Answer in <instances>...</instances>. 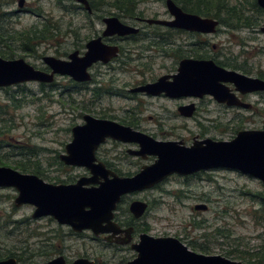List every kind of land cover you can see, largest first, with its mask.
Segmentation results:
<instances>
[{
    "label": "rangeland",
    "instance_id": "rangeland-1",
    "mask_svg": "<svg viewBox=\"0 0 264 264\" xmlns=\"http://www.w3.org/2000/svg\"><path fill=\"white\" fill-rule=\"evenodd\" d=\"M26 1L30 11L13 13L20 9L18 0H0V55L6 59L22 57L43 70L49 69L44 55L69 59L68 54L75 49L85 52L88 39L101 34L105 28L103 17L116 15L125 23H134L113 4L108 5L110 0H104L107 4L92 16L80 11L67 12L74 0ZM252 1L227 2L236 11L232 15L234 20L248 19L250 26L234 22V27L222 23L217 32L211 34L171 32L169 39L173 45L166 48L158 34L168 30L143 23L140 26L146 34L115 38L121 44L120 58L89 68L93 79L87 83L78 84L68 75L56 74L49 84L29 81L0 86V158L12 168L20 162L31 168L37 166L42 173L40 176L48 182H75L88 175L89 169L65 165L60 154L66 152V144L73 138V126L82 123L86 113L106 115L118 121L133 119L141 130L158 139H182L187 145L192 144L194 136L230 140L238 129H264V92L247 96V101L260 110L256 117L243 108L220 104L210 95L203 99L186 97L181 101L195 102L198 106L197 113L185 117L178 112L175 100L130 92L132 87L154 81L163 74L176 73L179 56L211 57L218 62L236 63L240 69L220 64L260 77L264 73V32L261 30L264 10L255 9ZM135 2L139 14L171 18L162 1ZM224 12L227 11H223V18L232 19ZM54 23H58L60 29L53 30ZM36 28H49L57 36L31 47L37 39L29 41L25 33ZM190 42L198 44L188 46ZM202 42L207 44L203 46ZM162 47L171 54L163 52ZM111 145L109 142L99 150L98 156L104 159L106 148ZM155 159L152 155L141 161L130 157L133 164L120 168L136 171ZM17 194L15 188L0 187V255L8 257L12 252L16 258H24L21 263H32L47 261L64 251L69 259L86 253L102 260L100 243L87 236L72 235L68 226L58 224L50 216L33 218L35 207L31 204L16 206ZM259 194H264V185L259 179L238 170L215 168L190 176L173 174L158 186L132 194L126 202L129 204L137 198L149 204L141 221L146 223L151 235L176 236L197 252L220 254L233 260L239 259L227 256L228 252L244 251L263 259L264 264V218L255 212L261 207ZM199 203H206L209 208L206 211L195 209ZM197 223L201 226H195ZM47 250L52 253L38 254Z\"/></svg>",
    "mask_w": 264,
    "mask_h": 264
},
{
    "label": "water",
    "instance_id": "water-1",
    "mask_svg": "<svg viewBox=\"0 0 264 264\" xmlns=\"http://www.w3.org/2000/svg\"><path fill=\"white\" fill-rule=\"evenodd\" d=\"M85 3L91 10L88 0ZM264 10V0H257ZM20 6L24 0H20ZM167 9L172 19L148 17L150 24L166 25L200 33H215L220 25L218 18L202 16L185 11L174 0H167ZM107 27L104 35H127L137 33L136 26L123 23L118 16L104 18ZM264 32V21L261 27ZM119 53L118 45H107L98 37L87 43L83 55L73 51L70 59L45 55V63L51 71L36 68L24 58L6 59L0 55V86L7 87L29 81L52 83L56 74L69 75L79 82L92 79L89 68L97 61L108 62ZM227 83H232L242 93L264 91V79L249 76L234 69H228L213 59L184 58L174 74H165L155 82H149L132 89L151 95L164 93L169 97L212 95L219 102L249 107L233 92ZM184 114L191 116L194 104L181 107ZM85 123L72 128L73 138L66 145V152L60 159L67 165L84 166L91 177H80L73 183L48 182L35 173L21 172L10 166L0 165V187H12L18 192L14 199L16 206L31 204L35 207L34 218L52 216L61 224H68L76 231L92 229L95 233L116 231L112 222L114 211L123 195L149 189L161 183L172 174L192 175L215 168L238 170L259 179L264 185V129H243L230 140L195 138L191 145L184 140H159L153 136L121 124L112 119L85 115ZM113 138L136 142L140 149L134 153L157 159L144 165L132 176H119L97 162L98 146ZM105 178L98 181L97 177ZM207 209V204L195 205ZM131 208L136 216L143 215L148 203L134 200ZM104 223H107L104 225ZM138 255L127 264H250L233 260L220 254H204L190 249L174 236L141 235L136 246ZM0 264H67L63 256L48 261L21 263L15 257L0 259ZM72 264H91L80 258Z\"/></svg>",
    "mask_w": 264,
    "mask_h": 264
},
{
    "label": "flooded vegetation",
    "instance_id": "flooded-vegetation-1",
    "mask_svg": "<svg viewBox=\"0 0 264 264\" xmlns=\"http://www.w3.org/2000/svg\"><path fill=\"white\" fill-rule=\"evenodd\" d=\"M74 1H75L74 2V5L72 7H67L68 8L67 9V12H73L74 11V12H77L78 13L80 11L84 15H86V13H87L89 16H92V15H94V13H96V11H98L100 9V7L98 5L96 6V1L92 2V0H88L91 10L87 9L85 3L80 2V1H77V0H74ZM158 1L164 2L166 4V7H167V0H158ZM174 1H175L176 4H178L176 0H174ZM19 3H20V0H18V6L20 7V9L16 10L13 13L22 12V11H30L27 8V1L26 0H24V5L23 6H20ZM257 4H258V2H257ZM178 5L181 6L180 4H178ZM110 16H116V15H110ZM105 17H108V16H105ZM105 17L102 18L103 19V22H104V18ZM147 18L148 17H146L144 15L143 16L138 15V16L132 18L134 20V23L133 24H129V25L136 26L140 30L137 33H131V34H127V35H118V34L109 35V36L108 35H104V31L106 30V27H107L106 23L104 22L105 28L103 29L102 33L101 34H98V35H94L93 37H91L90 39H88V41L86 42V44H85L86 50H87V43L90 40L95 39V38H98V37H101L102 38V42L105 43V44H107V45H118L119 46V53L116 56L112 57L108 62H104V61L100 60V61H97L96 63H94L93 65L98 64V63L107 64V63H109V62H111L113 60H118L120 58V56H121V50H122V48H121V44H118L117 43L118 40L115 39V38H120V39L135 38V37L140 36L141 34L142 35L146 34V32L145 33L143 32V27L140 26L143 23L146 24V25H149V26H155V27H159V28L160 27L161 28L164 27V28H166L168 30L167 32H164L165 34L164 33H161V32H159V34H158L159 40L161 42H163V45L166 44L165 45V48L169 44L173 45V42L169 39L170 38L169 37V34H171V32H176V33H179V34H181V33L182 34H190V35H192V34H194V35H196V34H205V33H200V32H197V31H190V30H185V29H180V28H174V27H170V26H166V25L150 24V23H148L146 21ZM153 18H158V17H153ZM172 18H173V16L171 15V18H161V19H168V20H170ZM219 21H220V19H219ZM123 23H125V22H123ZM125 24H128V23H125ZM220 25H221V21H220ZM184 42H186V41H184ZM197 44H198V42L197 43L190 42V43H188V46H195ZM201 44L203 46H205L207 43L206 42H202ZM213 47L215 48L216 46L213 45ZM165 48L162 47L161 50L163 52H165L166 54H171V52H169V50H166ZM76 50L79 51L80 55H83L86 52L85 51V52L81 53L79 49H75L73 51H76ZM73 51H71L68 54V58L69 59H70L69 55ZM179 58L180 59L178 60V67H179L180 61L182 59H184V58L213 59L211 57H193V56H191V57H188V56H185V57L179 56ZM66 60H68V59H66ZM213 60L216 63H218L219 65L222 64L220 61L218 62L215 59H213ZM47 66H48L49 69H47L46 71H48V72L51 71L50 66L49 65H47ZM178 67L176 68V70H178ZM111 68H113L114 70L116 69V67H111ZM91 75H92V73H91ZM163 75H165V74H163ZM158 78L156 80H154V81H151V82L157 81ZM71 79L73 81H75L76 83L80 84V83H87V82L91 81L93 79V76H92V79L91 80L85 81V82L76 81L72 77H71ZM40 83H43V82H40ZM146 83H149V82H146ZM146 83H142L140 85H143V84H146ZM44 84H49V83H44ZM229 84H232V83H227V85L230 87V89L233 92H235L237 94V96L241 99V101H243L244 103H249L250 104L249 107H244V106H239V105H229L226 102H219V101H217L212 95H210V96L214 100H216L218 103H220V104H225V105L231 106V107L243 108L244 110L251 112L253 114V117H256V116L260 115L259 108H257L253 103L247 101V96H249L252 93L264 92V91H255V92L242 93V92L236 90V87L234 86V84H232L234 87L230 86ZM140 85H138V86H140ZM134 87H136V86H134ZM134 87H132L130 89V92L131 93H143V94L146 93V92H133L132 89ZM149 95H151V94H149ZM158 95L161 96V97H164L166 99H169V100H175L177 102V105L176 106H177L178 112L180 113V115L185 116V117H191L195 113H197L198 112V106H197V104L195 102L183 103L181 101H183L186 97H191V98L194 97V99H203L205 96H208V95H204L203 97L183 96V97L174 98V97H169V96L165 95L164 93H161V94H158ZM191 104H194V111H193V113H192L191 116H188V115L184 114V112H182L180 110L181 107H184V106H187V105H191ZM86 114H90V113H86ZM86 114L83 115V122L82 123H79V124L85 123V118L84 117H85ZM91 115H93V114H91ZM93 116L94 117H97V118H106V119L115 120L112 117H108L106 115H98V116L97 115H93ZM134 119H137V118L135 117ZM115 121H117V122H119L121 124H124V125L131 126L134 129H136V130H140V131H142L144 133H147L146 131L141 130L139 128V124L136 121H134L133 119H130V120L123 119L121 121H118V120H115ZM240 130H243V129H238L237 130V133ZM147 134H149V133H147ZM149 135H151V134H149ZM151 136H153V135H151ZM153 137L156 138L155 136H153ZM195 138H199V137L198 136H194L193 137V141H194ZM156 139H158V138H156ZM199 139H204V138H199ZM159 140H164V139H159ZM170 140H173V139H170ZM109 142L112 143V145L110 147L106 148V152L107 153L104 154V157H103L104 159H102L101 157L98 156V152L103 147H106ZM139 149H140V145L138 143H136V142H128V141H122V140H117V139H113V138H107L106 141L102 142L98 146V148L96 150L97 162H103L105 164L106 168L110 169L111 171H113L114 173L118 174L119 176H132V175H135L137 172H139L144 165L151 164V163L142 164L140 166V168L138 170H136V171H131V170H129V171H123L120 168V167H123L125 164H127V165H129V164L132 165L133 164V162L131 160H129L130 157H135L137 160L141 161L142 159H147L149 156H151V154H149L146 157H143L142 155H138V154L134 153L135 151H137ZM152 156H155V155H152ZM110 157H113L114 161ZM156 159H157V156H156ZM65 165H67V164H65ZM67 166H72V165H67ZM129 167H132V166H129ZM195 174H197V173H195ZM195 174H192V175H195ZM91 176H92V174H91V172L89 170V174L88 175H85V177H91ZM183 176H190V175H183ZM81 177H83V176H81ZM170 177H171V175L169 177H167L166 179H164L163 181L167 180ZM97 179L100 182L105 181V178H103L101 176H98ZM71 183H73V182H71ZM159 184L160 183H158L155 186H158ZM142 191H144V190H142ZM138 192L140 193L141 191H136V192L128 193V194L122 196V199L119 202L117 208L115 209L114 216L112 218V222L116 224V231L101 232V233H98V234L95 233L92 229H83L81 231H76L75 229H73L72 226H70L68 224H61L54 217L50 216V217H52V220L53 219L56 220L58 222V224L68 226L70 228V232H71L72 235L77 236V237H80L82 235L83 236H87V237L90 238V240H94V241L100 243V245L102 246V252H101V258H102V260H100V259L98 260L97 258H91V256L89 254H86V253L79 254L74 259H69L67 256H65L63 254L64 251H60L57 255L53 256L51 259H53L55 257H58V256H63L67 264H72L74 261H76L77 259H80V258H86V259H88L89 261H91V264H127L129 261H131L134 258H136L137 255H138V250L136 249V246L139 245V243L141 242V235L142 234H146V233L149 234L148 233V227L146 226V223L144 221H141L142 219L145 218V215H146L147 210L149 208V204H148V208H147L146 212L143 215L136 216L134 214L132 208H131V203L134 200H141V199H137V198L136 199H132V200H130V203L129 204L126 202L127 197L131 196L132 194L138 193ZM143 201H145V200H143ZM126 203L128 205L127 206H124L123 204H126ZM194 208L197 209L196 207H194ZM208 208H209V205H208ZM207 209H197V210L206 211ZM106 224L107 223H104V225H106ZM195 226H197V225H195ZM86 233H88V234H86ZM149 235H151V234H149ZM156 237H158V236H156ZM174 237H176V236H174ZM176 238H178V237H176ZM178 239L183 242L182 239H180V238H178ZM107 251L109 253V256H107ZM9 257H15L16 258V256L11 255V256L5 257L3 259L9 258ZM16 259L18 260V258H16ZM51 259H49V260H51ZM118 259L120 261H118ZM18 262H20V261L18 260Z\"/></svg>",
    "mask_w": 264,
    "mask_h": 264
},
{
    "label": "trees",
    "instance_id": "trees-1",
    "mask_svg": "<svg viewBox=\"0 0 264 264\" xmlns=\"http://www.w3.org/2000/svg\"><path fill=\"white\" fill-rule=\"evenodd\" d=\"M96 1V6L98 5L99 7H103L104 5L107 4V1L104 0H92V2ZM126 1V2H124ZM178 4L181 5V7L189 12L192 13H196L202 16H209V17H216V18H220L221 24H227L229 27H234L236 24H233L234 22L240 23L242 26H250V22L249 20H245V19H240L238 18V20H234V13H236L234 7H229L228 5V0H176ZM228 2V3H227ZM253 2V1H252ZM133 3H137L135 2V0H110L108 1V5L113 4L120 12L121 14H125L131 18H134L138 15L143 16V14H139L136 10H137V6L136 4L134 5ZM253 7L255 9H258V11H262L261 7L255 2H253ZM223 11H227L224 12V15L226 14H230V17L232 19L227 20L226 18L222 17V13ZM229 12V13H228ZM233 20V21H232ZM53 30H57L60 29L58 23H54L52 25ZM53 30H50L49 28H45V30H41L39 28L34 29L33 31H27L26 36L27 39H29V41H35L37 39V41H35V44L33 43L32 46L36 45L37 43H40L41 41H48L49 39H53L55 36H57V34L53 33ZM2 31H0L1 33ZM22 40H24V37H20ZM10 39V38H9ZM5 52H3L2 54L5 56H8L6 54H4ZM222 64L231 66L233 68H238L240 69L239 65L236 63H231V62H224V61H220ZM261 78H264V73H261L259 75ZM1 131V130H0ZM62 164V163H61ZM0 165H8L7 163H5L1 158H0ZM16 169H20L23 172H31V173H35L38 174L39 176L42 174L39 167H34L31 168L29 167L28 164H26L25 162H20L17 163V165L15 166ZM260 195V202H261V207L257 210H255V212H259L261 213V216L264 218V194H259ZM197 226H201V223H197ZM52 253L51 251L47 250V251H40L38 254H43V255H48ZM11 255L12 254L11 252ZM16 256V255H14ZM227 256H232L235 259H239L241 261L244 262H248L250 264H263V259H260L258 257H254L249 253H246L244 251H239V252H228ZM4 256L0 255V258H3ZM6 257V256H5ZM4 257V258H5ZM24 258H19L18 260L21 261Z\"/></svg>",
    "mask_w": 264,
    "mask_h": 264
},
{
    "label": "bare ground",
    "instance_id": "bare-ground-1",
    "mask_svg": "<svg viewBox=\"0 0 264 264\" xmlns=\"http://www.w3.org/2000/svg\"><path fill=\"white\" fill-rule=\"evenodd\" d=\"M33 43L35 44V42H33ZM33 43H31V45H30L31 47H32V44H33ZM31 47H29V48H31Z\"/></svg>",
    "mask_w": 264,
    "mask_h": 264
}]
</instances>
